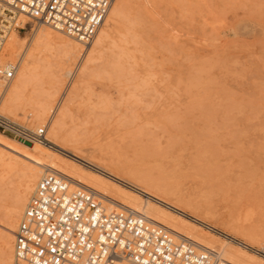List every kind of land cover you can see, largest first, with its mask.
I'll use <instances>...</instances> for the list:
<instances>
[{"label": "rangeland", "instance_id": "374dc122", "mask_svg": "<svg viewBox=\"0 0 264 264\" xmlns=\"http://www.w3.org/2000/svg\"><path fill=\"white\" fill-rule=\"evenodd\" d=\"M125 3L127 5L125 8H128V17L130 16L129 18L136 20L134 29L131 31L132 38H130L131 32L127 33L128 35H124L126 33L124 32V26H122V24H125L124 21L113 17L109 13L110 17L108 16L104 26V30L109 36L102 38L103 48L100 49L101 52L99 50L100 53L108 50V44L111 39H117V37L119 39V37L123 38V36L126 37H124L125 40L128 38L122 45L124 46L122 48L123 51H120L123 54L119 51H117L119 52L118 54L115 51H111V54L114 52L115 57L112 55L114 59L112 56L110 57V54L107 56L103 54L100 60L101 62L103 60L104 63L107 61L105 64H100L102 65V71L105 65H112L110 64L112 61L120 63L121 60L124 62H121L124 64H121L123 69L119 68L120 64H117L118 68L114 67L116 66L115 64L110 68L113 71L114 69L118 71H114L115 73L112 71V75H110L109 66H106L103 75L99 74L98 70L100 69L93 72L92 76L88 78L89 81L86 80L85 84H82L83 90L82 86L77 89L78 94L76 96L81 94L80 100L76 97L77 99L72 102V112L78 116V119L77 116H73V113L71 120L69 118L66 119L67 123L70 121H72L71 123H76L77 120H84L85 122V119H87L85 117L90 116L93 110L96 119L102 116L105 119L102 117L103 121L100 119L98 121L94 118V124L92 116L90 121L89 119L87 120L88 122L92 121L91 124L93 123V126L88 125L87 122L83 123L82 126H85L84 128L90 131L86 133L88 131L83 129L84 132L86 131V139L82 140V142L80 140L79 143H82L80 148L83 154L86 156L97 154V146L105 147L113 136L129 131L136 124H142L145 120L148 127L145 124L142 126L144 128L147 127V130L157 128L158 125L160 129L157 128V130L155 128L157 130L156 133L153 130L154 137L147 130L142 132L144 128L136 125L142 130H137L136 128L137 131H141L143 134L147 133L153 139H157L159 135L161 136L157 141L162 142L161 145H164L165 152L163 151L162 156L154 154L152 158L154 160L157 159V162H162V165L167 163L178 170L179 173L178 171L177 173L182 181L181 185L188 192L190 191L191 195L205 198L210 204L213 203L214 207L211 204L212 209L221 211L226 215L237 216L241 224L245 222L247 223L245 225H251V223L259 226L263 225L262 236H264V215H262L264 212V0H126ZM118 20L120 23H118ZM135 27H137V31ZM30 29L28 30L31 31ZM138 32L144 37H140L141 39L143 38L141 41L138 37H134L138 36L136 35ZM58 34L62 35L61 32ZM62 36L67 37L65 34ZM133 38L138 39L141 43L136 39L137 42L133 41ZM105 47L107 49H104ZM94 48L96 47L94 46ZM82 50L73 57L74 64L72 63L71 68L79 61L80 56L78 54L82 55ZM124 51L130 53L127 54ZM3 53L5 54V50H3L0 59L4 61L15 60V58H8L7 54L4 56ZM97 53L95 52V54ZM117 56L119 59H117ZM124 56L125 58L131 57V59L128 58L130 63ZM132 60H135L136 64ZM125 62L130 64L128 66L134 67H128V70L131 73H136V76L133 73L132 76L128 73L129 71H126L127 65H125ZM119 71L123 75L127 73L129 76L131 75L129 79L127 74L128 82H125V79H121L123 76H121L122 74L119 75ZM146 71H148V75L146 74L148 78L143 77ZM94 73L97 74L96 77H94ZM105 74L109 75L105 76ZM149 75H151V78ZM152 75H154L153 80ZM111 76L116 77L112 78ZM141 76L142 79L140 78ZM111 78L112 80L109 81L108 79ZM117 78L119 81L122 80L123 83L120 81L119 84ZM65 79L68 78H64V84L66 85L67 80ZM113 79H115V82ZM137 79L140 83L135 82ZM139 79L143 81L141 82ZM76 80L77 78L74 81L76 82ZM188 80L190 81L188 82ZM144 81H146L145 85L143 84ZM75 82L72 83L74 86L76 85ZM190 82L193 83L191 86L188 85ZM124 83L127 86L126 88ZM136 83L139 87H136ZM64 84L61 87L62 90L65 88ZM133 84H136V86ZM141 84L146 88L142 87ZM148 84H151V87H147ZM84 86L87 88H84ZM71 88H74L73 85L72 87L69 86V94L72 90ZM61 89L57 94L58 97L62 93ZM151 89L155 90V92L152 93ZM158 90L160 94L156 93ZM147 92L149 96L153 97L151 98L152 100H150L151 96L149 97ZM155 94L159 95V99L157 96V99H155ZM57 95L52 102V109L55 106L53 103L55 102L54 104H56L58 100ZM101 96H104L103 101ZM96 101L100 102L97 103ZM103 102L106 103L103 104ZM90 104L96 108H84V106ZM170 105L171 107H169ZM101 106H103V109ZM187 106H190V108ZM128 108H130L129 110L132 109V112L135 110V113L129 112ZM116 110L117 112L114 113ZM84 111H86V114ZM123 111L126 113L123 114ZM2 112L4 113L5 111ZM26 112L16 115L8 114L7 112L4 114L20 122L27 121L31 125L42 126L41 123H34L33 116L29 115L30 113L26 114ZM166 112L169 114L168 117L171 116L169 117L170 119L167 118ZM103 113L106 115L111 114L110 118L108 116L106 118ZM120 113L125 119L126 116L128 117L126 121L131 125H123L125 124L123 123L125 119L121 120L123 117ZM127 113L136 115L134 118L135 123L132 118L134 116H130ZM84 114L85 117L83 118ZM116 114L121 115L118 120H121L122 124H119L120 122L115 119L119 116H115ZM173 115L177 118L175 119V116L173 118ZM26 116H29L28 119ZM113 116L114 118H112ZM100 121L101 123H99ZM104 121L106 122L105 124ZM71 123L67 125H71ZM147 123H150V125ZM100 124L108 126L103 127ZM96 125H100V127L98 126V128ZM93 129H96L94 130L95 132ZM115 129L119 130L118 133ZM132 129L131 131L135 128ZM143 134L144 138L142 136L141 138L146 140V135ZM173 135L179 138L177 139L176 137L178 144L175 143ZM172 139L175 142L171 141ZM166 141L170 144L168 143L167 145ZM25 143L28 146L33 145L30 142ZM94 144H96V147ZM91 151L93 152L91 153ZM127 152H130V150H127ZM189 157L194 160L196 158L200 160L197 159L196 163L193 159L190 160ZM189 161H194L195 163L192 164L193 162L190 163ZM189 163L191 164L190 166ZM4 218L5 215L2 211L0 219L3 220ZM203 221L210 226H214L212 228L220 234L223 245L225 243L227 245L232 244L236 240L245 241L253 253L256 254L255 249L264 252V247H261L259 239H250L242 235L238 228L227 220L225 222V219H218L217 216L211 215L210 218H206ZM256 255H260V253Z\"/></svg>", "mask_w": 264, "mask_h": 264}, {"label": "bare ground", "instance_id": "6f19581e", "mask_svg": "<svg viewBox=\"0 0 264 264\" xmlns=\"http://www.w3.org/2000/svg\"><path fill=\"white\" fill-rule=\"evenodd\" d=\"M125 1L124 0H114L112 2L100 28L98 29L94 39L92 40L90 44L85 45L84 43H81L80 41L74 39L68 34L56 28H53L51 26H46L43 32H41L40 29H36V35L32 37V42L29 43L26 50L21 47L19 39L16 37V35H14V32H15L14 29L9 30L6 35L5 44L3 46V50H5V54L4 53L3 54L4 56L7 54L8 58H11V59L15 58V60L14 61H7V60L4 61L2 59L0 60L3 62H15L17 64V70L15 72V76L8 84L3 85L0 82V93H2L1 101H0V109H1L0 111L1 112L5 111L4 113L7 112L8 114H12V115L21 114L22 112L27 111L26 114L30 113L29 115L33 116L34 121H35L34 123H41L42 125L46 126L47 131H46V141L33 142L32 146H28L24 141H20L14 137L12 138V136L10 137L7 134L5 135V133L3 134L0 131V211L1 212L3 211L5 215V218L3 220L0 219V264H13V247H12L13 239H14L13 232L17 227L21 214L23 213V210L27 204V201L35 185L37 184L38 180L45 173L54 172V171H59L69 176L73 184H76V185L80 184V185L91 187L97 192H99L100 194H102L106 200V203L104 205L108 210H115L116 208L121 207L123 205L129 206L133 208L134 210H137L145 214L152 220L169 227L171 230H173V232L176 235L180 234V235L186 236L194 240L195 242H197L202 247H208L210 249H213L215 251L214 264H251L253 259H257V260L264 259V255H261V254L256 255L257 254L256 251H255L256 254L253 253L251 251L252 249L251 250L249 249V246L245 241L236 240V241H233L232 244L228 243L229 245H227L225 243V245H223L220 234L214 231V228H212L214 226L213 225L210 226L209 224H206L203 220L206 218H210L211 215H214V217L217 216L218 219L219 218L223 220L225 219V222L227 220L228 222L234 224L242 235L250 239H259V242H261V240H264V236H262V233H263L262 226L263 225L262 226L254 225V223H251V225H245L247 224L245 222L244 224H241L239 222L240 219L238 220L237 216L226 215L222 213L221 211L212 209L214 207L213 203H211L213 205V207H211V204L205 198L203 199L198 196L191 195V193H189L190 191L188 192L185 189V187L181 185L182 181L178 175L179 173L178 170L169 166L167 163H163L162 165V162H157L158 161L157 159L156 161L152 158L154 154L155 155L158 154L159 156H162V153L165 152L164 151L165 148L163 147L164 145L163 146L161 145L162 142L160 143L159 140L157 141V139H159L161 136L157 133L159 137H157V139L156 138L153 139L154 137L153 130H155V133H156V131L160 129V127L158 128V125H157L158 129L155 126H151L153 128L155 127L157 130L155 128L150 129V127H149L150 130H147L148 126L146 125L145 123L146 120H145V122H143L142 124L141 123L136 124V125L141 126V128L143 127L142 125L144 124L147 126L145 128L143 127L144 129H142L143 130L142 131L140 127L138 128V126L136 127V125L134 124L135 125L133 127V129L135 128L134 130L130 127L133 131H131V129L130 130L128 129L129 131L123 132L122 130L123 132L122 134L121 133L116 134L112 138L109 136L111 138L110 139L108 137L110 140L106 138L109 141L108 143H106L105 147L103 146L96 147V144H94L95 147L97 148L96 149L97 154H93V155L91 154L92 156H86L83 154V151L80 148L81 147L80 145L82 143L81 144L79 143H80V140L82 142V140L86 139V133H89L90 131L86 130L84 128L85 126H82V125L85 122H87L88 125L89 124L92 125L96 119L95 118L96 115L94 116L93 114L94 110L92 109L93 111L91 112L93 115L89 111L90 116L87 115L88 117H85L86 111H84L85 114L83 115V118L85 117L89 119L90 121L91 117L93 116L92 124H91L92 121L88 122L87 119H85V122L84 120H77L76 123H71L72 121L69 122V120H71L70 118L74 114L72 112L73 110L72 102L75 101L74 99H77L76 97H78V100H80L79 97L81 96V94L79 96L78 95L76 96V94H78L77 89L81 88L82 86V90H83L82 84L86 80H88L90 76H92L93 72H95L97 69H100L98 70L99 74L103 75L104 69L106 68V66L107 67L109 66L110 68L111 66L116 64V66L114 67L118 68L117 64L118 65L120 64L119 65V68H120L121 64L124 63L121 59L120 60L122 63L121 62L116 63L115 61L114 62L112 61L113 62L112 63L110 61L111 62L110 64L112 65H108V64L105 65V68L103 69V71H102V65H100V64L107 63V61L105 60H104L105 63L103 62V60H102L103 63L100 61L102 59L103 54H105V56L110 54V57H111L112 55H114L113 54L114 52L111 54V51H115L117 54L120 51L121 52L123 51L122 48H124V46L122 45L123 43H125L124 41H126L128 38L125 40L126 37L120 34L119 32L118 33L116 32V33L119 35H122L123 38L119 37L118 39L117 37V39H111L110 41V39L107 37L108 40L110 41V43L108 44L109 45L108 50H105L104 52L102 51V53H100L101 52L100 49L103 48L102 38H104V36H109L104 30L105 28L104 26L109 16V13L113 17L119 18V20L121 19L122 21H124L125 24L124 25L122 24V26H124L125 28V31L124 29L123 31L126 32L124 35H128L127 33H130L131 31H133L132 29H134L133 27H134V24L136 23L135 22L136 20H132V18H129L130 16L128 17V12H127L128 8L127 9L125 8V6H127ZM118 23H120V21ZM136 28L137 27H135V29ZM136 31L134 30V32ZM60 32L62 33V35L65 34V36L67 37H63L62 35H59L58 33ZM131 34L132 32L130 33V35ZM136 35L138 36H134V37H138L140 41L144 38L143 35H141L139 32ZM132 36L133 35L129 37L132 38ZM140 37H143V38L141 39ZM20 39H22V37ZM135 39L133 38V41L138 40V39L136 40ZM139 40L138 42H140ZM94 46L96 48H94ZM104 49H107V48L105 47ZM80 50H82V55L78 54V56H80V59L75 64V66L71 68L72 63H73V57L78 52L80 53ZM127 51H124V52H127ZM95 52L96 53L99 52V53L95 54ZM128 53L130 52H127V54ZM1 56H2V53L0 55V58ZM118 56H117V59H119ZM114 57L112 56L113 59ZM131 57L128 56L125 59L129 61L128 58L131 59ZM103 59H105V57H103ZM117 59L115 58V60ZM107 60L109 62L108 58ZM129 63L125 62V65H127V67L125 66L126 67L125 69L127 72L129 71L128 67H132V66H128L130 65ZM134 64H136V61ZM134 64H131V65H134ZM121 69L123 68L121 67ZM112 71L113 70H111V73L110 72H106V73H110V75H112ZM147 72L148 71H146L145 76L143 77L148 78ZM96 73H94V77L97 76ZM128 73L132 75L133 72L131 73L129 71ZM127 74H124V75L123 73L119 74L123 77L125 76L124 78L121 77L122 80L125 79L124 80L125 82H128L127 77L129 76V74L128 76ZM106 75H109V74H105V76ZM131 75L129 76V79L131 78ZM134 76H136V73L134 74ZM153 76L154 75H152V80H153ZM65 77L68 78V79H65L67 80L66 85L64 84ZM111 77L114 78L116 76L114 77L111 76ZM149 77L151 78V75H149ZM76 78L77 80L75 82L74 80ZM112 78L108 80L110 81L112 80ZM140 78L142 79V76ZM141 79L139 80L142 82L143 80ZM113 80L115 82V79ZM120 81H119V84H120ZM136 81L139 82L138 79L135 80V82ZM189 81L190 80H188V82ZM73 82L76 83L75 86L74 84H72ZM145 82L146 81H144L143 84ZM121 83H123V81ZM63 84L65 85V88L62 90L61 87ZM136 84L135 85L133 84V85L136 86ZM143 84H141L142 87L145 85ZM191 84L193 83L190 82V84L188 85L191 86ZM72 85L74 88H71L72 90L69 94L68 93L69 86L72 87ZM124 85L126 88L127 86L125 83ZM150 85L148 84L147 87L148 86L151 87ZM85 86L84 88H87ZM136 87H139V85L137 84ZM60 89L62 93L60 92L61 94L58 97L57 94L60 91ZM147 91L149 90L147 89ZM151 92L154 93L155 90L153 91V89H151ZM156 93L160 94L159 90L158 92L156 91ZM147 94L149 96L148 92ZM158 94L157 95L155 94V99L159 97ZM56 95L58 97V100L56 99L57 100L56 104H54L55 102L53 103V105L55 106L52 109V102L55 100ZM103 97L101 98V100L103 99ZM151 98L153 97L151 96L150 100H152ZM102 101H101V105H102ZM104 103L106 102H103V104ZM85 107L96 108L94 107V105L92 106L91 104L84 106V108ZM101 107L103 109V106ZM169 107H171V105ZM169 107H168V110H169ZM187 107L190 108V106H187ZM172 108L175 109L174 107ZM85 109H88V108H85ZM124 109L126 110L125 107ZM129 109L130 108H128L127 110ZM104 110H101V111H104ZM117 110L114 111V113H116ZM131 110H129V112H132ZM95 111L97 110L95 109ZM177 111L179 110L177 109ZM122 113L124 114L126 112L123 111ZM122 113L120 114L122 115ZM132 113H135V110ZM120 114L115 115V116L119 115L118 117L115 118L116 120H118V118L121 116ZM127 114L130 115L131 113H127ZM177 114H180V113H177ZM110 115L105 114L106 118L107 116L109 117ZM168 115L169 114L167 113V118L171 117V116L168 117ZM73 116H77V115L74 114ZM130 116H134L132 117L134 121V118L136 115L133 114ZM174 116L175 115H173V118ZM102 117L96 120L99 121L100 119L103 121L104 117L103 119H101ZM67 118H69L68 122L71 123V125H67L69 124L66 122ZM112 118H114V116ZM127 118L128 117L126 116V119L124 117L123 119H121V120L125 119V121L123 122L125 123L123 124L125 126H128L127 124H130L126 121ZM176 118L177 117L175 116V119ZM77 119H78V116H77ZM121 120L120 121L118 120L120 122L119 124H122ZM133 121H131V123H133ZM99 123H101V121ZM105 123L106 122L104 121V124ZM173 123H174V119H173ZM147 124L150 125V123H147ZM100 125L98 126L100 127ZM98 126L96 125V127ZM105 126L107 127L108 125H105ZM120 126L122 127V125ZM136 128L137 130L140 129L142 132H144V130L149 131L148 133L149 134L152 133L151 136L153 137L149 136V134L147 133L143 134L141 131H137ZM83 129H85L88 132L85 131L86 132L85 133ZM96 129H93V131ZM118 131L119 130H117V133ZM142 134L146 135L145 138L147 139L146 140L144 139L145 141L141 138ZM142 137L144 138V136ZM176 137L173 135V138H175L174 139L175 141L179 139L178 137L176 139ZM174 140L172 139L171 141L175 142ZM168 141H166L167 145L169 143ZM95 143L97 142L95 141ZM175 143L178 144L177 141ZM97 144L99 145V143ZM180 144L182 143L180 142ZM169 146L171 147V145ZM127 150H130V152H127ZM166 150H169V149H166ZM92 152L93 151H91V153ZM156 158L161 159L162 157H156ZM192 159L193 158L191 157L190 160ZM197 159L198 158H196V160L194 159L193 160L196 162ZM194 161H191L193 162L192 164L195 163ZM190 163H189V166L191 165ZM195 165L197 166V164ZM263 213L262 215H264ZM116 264H127V263L124 261H119Z\"/></svg>", "mask_w": 264, "mask_h": 264}, {"label": "built area", "instance_id": "2783aa9c", "mask_svg": "<svg viewBox=\"0 0 264 264\" xmlns=\"http://www.w3.org/2000/svg\"><path fill=\"white\" fill-rule=\"evenodd\" d=\"M113 1L36 0L41 9L47 6L45 16L51 13L48 26L78 41L84 37L85 45L94 39ZM20 3L26 0H0V55L8 31L15 30V21L20 18ZM52 4L56 5L55 9ZM30 9L34 12L35 5ZM65 25L74 30L69 32ZM16 70L15 62L0 60V82L8 84ZM1 96L2 93L0 101ZM0 131L24 142L46 141V126L20 122L1 111ZM105 203L102 194L91 187L73 184L67 175L59 171L45 173L35 185L13 232V264H36L37 260L40 264L45 261L48 264L57 261L60 264H116L119 261L127 264H214L213 249L176 235L169 227L129 206L108 210ZM21 242L25 246L23 249ZM255 251L264 255L258 249Z\"/></svg>", "mask_w": 264, "mask_h": 264}, {"label": "snow or ice", "instance_id": "6c2138e0", "mask_svg": "<svg viewBox=\"0 0 264 264\" xmlns=\"http://www.w3.org/2000/svg\"><path fill=\"white\" fill-rule=\"evenodd\" d=\"M91 3V0H89ZM35 5V11L32 12L30 9L31 5ZM19 11H20V18L15 21V32L14 35L19 39L20 45L23 49H27L29 43L32 42V37L36 35V29H40L41 32L44 31L45 27L48 26V21L51 20V13L48 12L47 16H45V12L47 10V6H45V9H41L40 4L36 2V0H26V3H20L18 5ZM52 8L55 9L56 5L52 4ZM92 19L95 20L96 16L93 14ZM91 23V22H90ZM59 27V25H56ZM65 27H68L65 25ZM31 28V31H28V29ZM74 29L72 27H68V31L72 32ZM85 32H87V29H85ZM26 33V34H25ZM22 37V39H20ZM80 42H84V37H80ZM13 73L10 72L9 75L11 76ZM38 187H42V185H38ZM47 211V209H45ZM28 215H34V213H28ZM95 220V217H93V221ZM43 231V229H41ZM51 231V230H50ZM87 231V229H85ZM32 239H35V237H32ZM101 240L104 239L103 236L100 237ZM261 247H264V240H261ZM25 246L21 242V248L23 249ZM35 249H33V252ZM36 264H40V262L37 260ZM45 264H48L47 261H45ZM56 264H60L59 261L56 262ZM251 264H264V259H253Z\"/></svg>", "mask_w": 264, "mask_h": 264}]
</instances>
